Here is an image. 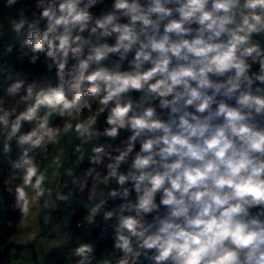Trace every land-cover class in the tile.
Instances as JSON below:
<instances>
[{"label":"clouds","instance_id":"9594fccd","mask_svg":"<svg viewBox=\"0 0 264 264\" xmlns=\"http://www.w3.org/2000/svg\"><path fill=\"white\" fill-rule=\"evenodd\" d=\"M104 3L36 0L32 19L21 8L9 21L26 33L17 58L35 65L43 54L56 80H17L0 96L3 154L20 150L5 181L20 180L7 188L15 209L27 221L42 197L51 206L61 155L45 166L43 154L72 132L78 159L92 144L90 163L106 168L72 183L84 191L91 180L93 201L115 181L107 197L122 201L106 209L99 198L77 224L101 216L114 230L110 257L79 242L75 264H264V0H112L92 11ZM121 130L120 146L98 143Z\"/></svg>","mask_w":264,"mask_h":264},{"label":"rangeland","instance_id":"374dc122","mask_svg":"<svg viewBox=\"0 0 264 264\" xmlns=\"http://www.w3.org/2000/svg\"><path fill=\"white\" fill-rule=\"evenodd\" d=\"M9 21L10 20L7 21L6 27L3 30L4 34L0 36V54L4 52L7 45H12V52L6 57L0 55V66L6 65L10 71H0V80L3 78L2 81L10 78H22L29 74L34 76L33 81H41L44 78H49V72H46L45 64L36 70H33L25 61V57L23 61L17 58L21 51L24 50L21 45H18L16 46L15 51H13V44L20 36L17 37L16 34L11 31ZM9 103H12V101L9 100ZM56 120L57 118H54V122ZM103 125L104 117L102 116L98 122V127H103ZM26 127L30 130L29 125H26ZM27 129L24 131H28ZM78 141L79 140L76 139L75 134L69 132L61 137L58 144L49 145L47 153L43 154L48 157L43 161L45 166L50 163L53 156L58 154L61 155L62 166L58 169L59 175L52 176L53 169L50 168L49 182L46 184V187L50 188L52 191L51 206L48 208L44 207L45 201L48 200L46 195L40 199L39 204L37 205L39 211L34 208L27 221L19 218L15 224V230L7 238V244L10 245V247L7 248L8 253L6 252L4 256L3 264H75L77 258L72 255V250L79 242L93 243L96 249L95 238L92 231L89 229H81L80 232L68 235L71 225L70 209L73 205L74 198L71 196L68 201L57 199L58 193L63 195L70 194V190L68 189L69 182L72 179L74 172L83 161L78 159L79 153L75 151V144ZM92 146V144L83 146L85 150L84 158L91 154ZM2 149L3 141L2 137H0V152L9 164L10 160L17 159L20 154V150L17 148L15 142L12 143V151L9 156H5ZM39 158L40 157H38V159ZM69 172H71L72 175H69ZM12 175L13 170L10 164L9 179H11ZM18 183H20L19 179H12L10 185L14 189ZM115 186V181L111 182L107 187L100 185L97 188L98 198L96 200L90 201L87 199L85 202H82L81 204L85 208L86 215L88 208L91 207L92 204L98 202L101 197L99 194H107L109 189H112ZM91 188L92 181L90 184V190ZM101 219V216L97 217L98 226L96 227H101L103 231H106L107 229L105 230V225ZM112 223V221L108 222L109 225ZM66 238H70V242H65ZM58 244L59 246H57ZM112 249L113 247L105 248L99 255H95L96 259L99 260L102 257H110ZM58 251L60 252L58 255L54 258H49L51 253H56Z\"/></svg>","mask_w":264,"mask_h":264},{"label":"trees","instance_id":"16d2710c","mask_svg":"<svg viewBox=\"0 0 264 264\" xmlns=\"http://www.w3.org/2000/svg\"><path fill=\"white\" fill-rule=\"evenodd\" d=\"M6 19L3 18V16L0 13V31H3L7 24ZM26 39V34H22L16 42H14L13 51H15L16 46L21 45L23 47V50L25 52L28 51V48L26 45H24V40ZM45 56L43 54L40 55V59L37 61L35 65H32L29 63V56H25V61L31 66L33 70H36L37 68L44 65ZM55 69H53L52 72H49V78L51 79L52 83L55 84ZM17 80H24L25 86L27 84L33 82L34 76L32 74L26 75L22 78H10L8 80L0 81V96L5 95L6 89L15 81ZM59 119L54 123H59ZM27 127L25 125V128L23 130H26ZM28 130V129H27ZM130 135L129 132H126L125 130H121L120 135L115 140L108 138V137H100L98 143L104 144L109 143L112 144L113 147L120 146L123 142L127 140V137ZM139 148V145H137V150ZM115 155V153H113ZM108 161L105 159L104 163L106 164ZM89 167H96L101 172H106V168H104V165L95 166L92 165L88 159V157H85L81 164L78 166L76 171L73 174L72 179L69 182L68 189L70 190L71 196L74 198L73 205L70 209V217H71V225H70V232L68 235H73L75 232H80L81 229L86 230L89 229L92 231V234L95 238L96 242V249H95V255H99L102 250L108 247H113V237H114V230L109 226L107 227L106 231H103L101 227H91V226H84L82 228H77L75 226L77 221H81L84 216H86L85 208L81 204L82 202H85L88 199L89 192H90V184L91 180L88 182V187L84 191H80L78 186L72 183V180L74 177L83 178V174L87 171ZM127 166L122 165L121 171H126ZM9 171H10V164L8 161L1 155L0 152V264H3L4 256L6 252H8L7 248L10 247V245L7 244V238L8 236L15 230V224L21 218L20 213L17 209L14 207V193H10L7 188L11 187V185L6 186L5 181L9 180ZM12 188V187H11ZM100 198L108 199V202L110 198L107 197V194L103 195ZM99 202V200H98ZM100 217V216H99ZM102 218V217H101ZM56 220V219H54ZM4 249V250H2ZM60 252L51 253L49 258H54L56 255H58Z\"/></svg>","mask_w":264,"mask_h":264},{"label":"built area","instance_id":"2783aa9c","mask_svg":"<svg viewBox=\"0 0 264 264\" xmlns=\"http://www.w3.org/2000/svg\"><path fill=\"white\" fill-rule=\"evenodd\" d=\"M112 3V0H105L104 5L94 8L92 11L96 14H99L101 7H107L110 6ZM36 0H18L17 4L11 8H6L5 0H0V13L3 16L4 19L10 20L12 18L19 19V10L21 8L25 9V14L28 16L29 19H32L33 12H36L38 14L39 10L35 8ZM43 22L41 24V28H43ZM26 34V33H25ZM107 125L104 123L103 127H100L101 130H103L104 127ZM80 144V141H78L75 144V147ZM102 220V219H101ZM81 221H77L75 226L77 227V224ZM84 227V226H82ZM77 227V228H82Z\"/></svg>","mask_w":264,"mask_h":264},{"label":"crops","instance_id":"0c3cea01","mask_svg":"<svg viewBox=\"0 0 264 264\" xmlns=\"http://www.w3.org/2000/svg\"><path fill=\"white\" fill-rule=\"evenodd\" d=\"M4 79V78H3ZM3 79H1L0 81H2ZM118 185L116 184L115 187L113 188H117ZM105 195V194H103ZM134 195V194H133ZM122 201L119 200V198L113 200V199H110L109 202L107 203L106 205V209H111L112 207H115L116 205H118L119 203H121ZM109 204V205H108ZM8 250V249H7ZM8 253V252H7Z\"/></svg>","mask_w":264,"mask_h":264}]
</instances>
